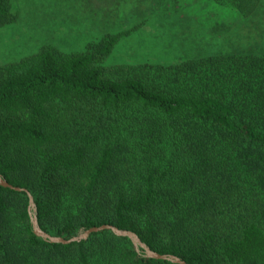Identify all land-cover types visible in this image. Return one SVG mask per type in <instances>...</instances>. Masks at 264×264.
I'll list each match as a JSON object with an SVG mask.
<instances>
[{
    "label": "trees",
    "instance_id": "obj_1",
    "mask_svg": "<svg viewBox=\"0 0 264 264\" xmlns=\"http://www.w3.org/2000/svg\"><path fill=\"white\" fill-rule=\"evenodd\" d=\"M16 19L0 0V26ZM128 33L0 64V173L50 234L110 223L187 264H264V52L105 65ZM0 264L182 263L111 229L45 240L0 184Z\"/></svg>",
    "mask_w": 264,
    "mask_h": 264
},
{
    "label": "rangeland",
    "instance_id": "obj_2",
    "mask_svg": "<svg viewBox=\"0 0 264 264\" xmlns=\"http://www.w3.org/2000/svg\"><path fill=\"white\" fill-rule=\"evenodd\" d=\"M11 1L17 19L0 26V64L18 61L47 44L67 53L84 51L89 42L128 29L105 65L264 52V0L249 11L215 0Z\"/></svg>",
    "mask_w": 264,
    "mask_h": 264
},
{
    "label": "water",
    "instance_id": "obj_3",
    "mask_svg": "<svg viewBox=\"0 0 264 264\" xmlns=\"http://www.w3.org/2000/svg\"><path fill=\"white\" fill-rule=\"evenodd\" d=\"M0 184L7 186V187H10V188H13V189H16V190H19V191H26L27 192V194L29 196V213L31 216V222H32L33 230L38 236H41L45 240H48L51 242L71 243L73 241H79L81 239L87 238L92 232H96V231H100V230H104V229H111L117 235L128 236L129 238H131V240L133 241V243L135 244V247L137 249H139V247H142L144 249L146 256L160 258V259H167V260H171L174 262L187 264V262L182 260L177 255L162 254V253H159V252L153 250L149 245H147L145 242H143L141 240V238L139 237V235L136 232L129 230V229L119 228V227H117L113 224H110V223L102 224L99 226H92V227L87 228V229H82V230H80V232H78V234L71 236L70 238H65L63 236L50 234L49 232L42 229V227L39 224V221L37 218V207H36V203L34 201V197L31 194V192L25 187L15 186V185L11 184L7 179H5L3 177V175L1 173H0Z\"/></svg>",
    "mask_w": 264,
    "mask_h": 264
}]
</instances>
